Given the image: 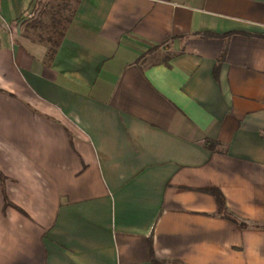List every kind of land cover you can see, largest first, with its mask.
<instances>
[{
    "label": "crops",
    "instance_id": "0c3cea01",
    "mask_svg": "<svg viewBox=\"0 0 264 264\" xmlns=\"http://www.w3.org/2000/svg\"><path fill=\"white\" fill-rule=\"evenodd\" d=\"M39 2L0 0V264H264V0H75L52 55Z\"/></svg>",
    "mask_w": 264,
    "mask_h": 264
},
{
    "label": "rangeland",
    "instance_id": "374dc122",
    "mask_svg": "<svg viewBox=\"0 0 264 264\" xmlns=\"http://www.w3.org/2000/svg\"><path fill=\"white\" fill-rule=\"evenodd\" d=\"M40 0L37 11L32 21L36 22V29L32 30L33 35L40 40L51 44L57 40L63 30L67 15L71 12L75 0ZM63 1V0H62ZM31 32V31H30Z\"/></svg>",
    "mask_w": 264,
    "mask_h": 264
},
{
    "label": "trees",
    "instance_id": "16d2710c",
    "mask_svg": "<svg viewBox=\"0 0 264 264\" xmlns=\"http://www.w3.org/2000/svg\"><path fill=\"white\" fill-rule=\"evenodd\" d=\"M62 32L63 31H61L60 33L62 34ZM57 44H58V40H55L51 44L48 45L49 55H52V53L54 52ZM214 193H215L216 198H217L219 210H221V211L223 210L224 211V198H223V195L218 190H214ZM224 214H225V216L230 217L226 212H224ZM230 218H232V217H230ZM241 224H245V223L242 222ZM158 263L159 264H166L164 262H159V261H158ZM172 264H176V263H172Z\"/></svg>",
    "mask_w": 264,
    "mask_h": 264
}]
</instances>
